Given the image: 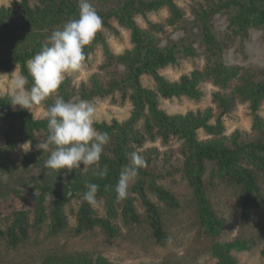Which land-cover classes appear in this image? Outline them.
Instances as JSON below:
<instances>
[{
  "label": "trees",
  "instance_id": "16d2710c",
  "mask_svg": "<svg viewBox=\"0 0 264 264\" xmlns=\"http://www.w3.org/2000/svg\"><path fill=\"white\" fill-rule=\"evenodd\" d=\"M98 15L102 18L103 27L97 33L91 45L85 48L86 58L98 48H102L105 61L104 70L113 71L114 67L123 66L122 74H113L107 83L100 84L96 76L92 84L80 89L66 78L60 86L57 97L65 101L76 95L86 101L113 98L120 96L121 103L130 101L133 105L131 116L125 121L95 122L94 127L107 133L109 142L104 146L99 167L90 166L87 170L73 169L69 176L65 192L59 194L50 206V232L55 234L66 228L68 222L64 206L68 202L67 194H81L82 204L78 213L76 231L101 228L107 236L114 237L119 229L114 221L121 215L126 223H140L142 217L137 209L135 199L128 193L121 202L116 200L115 186L120 172L128 165L133 152L145 161L139 168V179L135 190L146 211V222L151 229L157 244L166 245L170 241L165 227L164 212L151 200L147 189L154 192L159 200L171 208L180 206L177 197L157 181L163 174L158 168V152L155 148L145 149L147 142L161 140L162 144L172 139L181 142V171L188 180L197 203L200 226L210 240L217 264H236L232 252L241 248L240 241L221 242L220 236L225 230V223L213 208L207 194L204 181L206 162L214 161L216 170L225 182L240 187L242 199V217L247 219L253 207L263 204L264 197L259 184L258 172L264 176V140L243 142L237 133L231 140L225 135V124L222 117L231 112L239 103H247L253 115L254 128L264 129V118L258 111L264 103V70L231 66L222 59L223 40L214 31L215 16L224 11L235 10L230 17L232 33L243 39L248 38L251 29H264V0H206L192 6L191 15L200 29V47L195 42L173 41L162 47L157 34L165 31V24L152 22L148 14L167 8V24L177 25L184 21L185 12L175 0H90ZM78 0H13L9 5H0V74L16 66L28 76L27 61L50 44V36L57 28L70 19L78 18ZM145 18L148 28H144L138 19ZM121 29L130 32L132 47L123 53L115 54L109 46L108 35H120ZM198 49L204 50L210 65L204 70H194L191 75H183L172 81L162 73L168 66L176 65L183 57H194ZM150 75L155 81V88L144 85L143 76ZM209 81L219 87L213 95V102L220 110L216 122L212 123L213 110L189 111L185 114H168L160 106V99L185 96L200 99L203 96L201 83ZM31 77H29V86ZM226 90H231L226 93ZM10 94L0 96V123L5 126V145H0V164L10 159L19 143L25 140L37 143L39 136L48 135V120L35 118L26 109H15L11 104ZM54 103L50 100L48 108ZM203 129L208 139L200 137ZM49 152H40L37 160L45 162ZM26 158L29 154L24 155ZM172 160L168 154L166 161ZM107 168V175L98 173ZM67 169L57 170L61 175ZM145 177L151 180L146 181ZM99 185L97 200L104 203L106 216L99 215L93 206L84 200L86 185ZM119 207L121 211H119ZM47 206L42 195L36 208V221L41 224L47 216ZM30 217L27 210H19L9 227H0V238H6L11 246H17L29 235ZM264 257V249L262 251ZM43 264H115L104 256L93 259L87 254L67 256L53 255Z\"/></svg>",
  "mask_w": 264,
  "mask_h": 264
},
{
  "label": "rangeland",
  "instance_id": "374dc122",
  "mask_svg": "<svg viewBox=\"0 0 264 264\" xmlns=\"http://www.w3.org/2000/svg\"><path fill=\"white\" fill-rule=\"evenodd\" d=\"M13 0H0V5H9ZM185 12V20L177 25L167 24L169 11L167 8L148 14L152 22L165 24V31L157 34L161 38L160 45L165 47L173 41L195 42L200 47L201 32L196 26L191 15L192 6L206 0H175ZM217 2L218 0H213ZM235 10L224 11L215 16L214 31L223 40L222 59L231 66L241 67L242 70L255 68L257 71L264 70V29H251L248 38L243 39L234 35L231 28L230 17ZM138 22L144 28H148L145 18L140 17ZM108 43L115 54L123 53L132 47L130 32L121 29L120 35L109 34ZM105 61L104 50L100 47L86 58L83 71L69 76L72 85L80 89L89 87L92 79L105 84L113 74L120 75L123 66L114 67L113 71L102 68ZM210 65L204 50L198 49L194 57H183L176 65L168 66L162 73L172 81L179 80L183 75H191L194 70H204ZM10 71L0 74V96L10 94L12 90ZM18 72L20 68L17 67ZM145 86L155 88V81L150 75L143 76ZM203 96L200 99H191L185 96L171 99H160V106L168 114H185L189 111L213 110L211 122H216L220 115L217 104L213 102V95L221 89L209 81L201 83ZM231 90H226L230 93ZM222 92V91H221ZM57 95L47 98L40 104L34 105L30 110L35 118L45 119L48 110V102L55 101ZM113 98L95 99L92 102L96 106L97 120L95 122H112L114 120L125 121L133 111L130 101L121 103L120 96ZM83 100L76 95L74 102ZM15 109H23L15 106ZM27 110V109H26ZM29 111V110H28ZM258 114L264 118V103ZM223 123L228 140L239 133L243 142L264 140V129L254 128L253 115L247 103H237L228 114L223 115ZM5 126L0 123V145H5ZM200 137L208 139L209 136L201 129ZM37 143L32 145L31 151L26 155L19 143L12 152L10 159L5 164H0V227L6 230L19 210H27L30 217L29 235L17 246H11L6 238H0V264H43L53 255L87 254L93 259L104 256L115 264H217L210 240L205 236L200 226L199 214L192 188L181 171L182 155L180 154L181 142L172 139L167 144L147 142L145 149L155 148L158 152V168H163V174L157 177L158 183L171 191L180 201V206L171 208L159 200L158 196L147 189L152 201L164 212L165 227L169 233L170 241L166 245L157 244L151 229L146 222V211L141 204L140 197L135 190V184L140 176L131 182L128 193L135 199L138 211L141 214L140 223H126L120 215L114 225L118 227L119 234L109 237L101 228L87 230L83 233L76 231L77 217L82 204L81 194H67L68 202L64 206L67 217V226L61 232L50 231V206L59 194L65 192L69 176L72 172L63 171L61 175L57 170L45 167V162L37 160L40 152L36 148ZM45 152H49L45 151ZM168 154H172V160L165 163ZM84 166H82L83 168ZM259 184L264 197V176L258 172ZM148 182L150 177H145ZM204 181L207 194L217 214L225 223V230L220 236L221 242L240 241L243 246L232 252L236 264H264L262 251L264 249V201L259 207H253L247 219L242 217L243 195L238 185L225 182L218 175L216 163L206 162ZM42 195L47 206V216L39 224L36 221V208ZM95 211L106 216V209L102 201H98ZM119 211L121 208L119 207Z\"/></svg>",
  "mask_w": 264,
  "mask_h": 264
},
{
  "label": "clouds",
  "instance_id": "9594fccd",
  "mask_svg": "<svg viewBox=\"0 0 264 264\" xmlns=\"http://www.w3.org/2000/svg\"><path fill=\"white\" fill-rule=\"evenodd\" d=\"M78 8V18L70 19L62 28L54 30L49 38L50 44L27 61L28 76L18 72L16 66L11 74L10 92V104L14 108L18 105L30 111L34 105L54 96L66 78L83 71L86 62L84 50L92 44L102 29L103 22L90 0H78ZM46 116L48 135L41 136L36 145L43 152L51 148L45 161L46 168L67 169L71 172L73 169H81V164L84 166L82 170H87L90 166L99 167L109 136L94 127L97 110L92 102H72L57 97L48 108ZM20 149L25 154L31 151V141L21 144ZM143 166L144 159L133 152L130 163L121 170L115 186L117 202L127 198L129 185L137 178L139 168ZM98 175L105 177L107 168ZM86 188L84 200L93 207L97 206L99 185L89 183Z\"/></svg>",
  "mask_w": 264,
  "mask_h": 264
}]
</instances>
